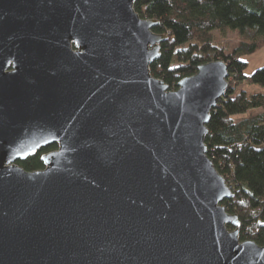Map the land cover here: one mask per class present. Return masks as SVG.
Returning <instances> with one entry per match:
<instances>
[{
  "label": "water",
  "instance_id": "95a60500",
  "mask_svg": "<svg viewBox=\"0 0 264 264\" xmlns=\"http://www.w3.org/2000/svg\"><path fill=\"white\" fill-rule=\"evenodd\" d=\"M136 1L0 0V264H264L207 155L229 64L169 90Z\"/></svg>",
  "mask_w": 264,
  "mask_h": 264
},
{
  "label": "trees",
  "instance_id": "16d2710c",
  "mask_svg": "<svg viewBox=\"0 0 264 264\" xmlns=\"http://www.w3.org/2000/svg\"><path fill=\"white\" fill-rule=\"evenodd\" d=\"M134 7L142 17L159 20L153 30L169 37L151 64V72L169 90L177 89L179 80L193 75L204 62L218 59L215 53L202 51L203 46H212L214 30H239L251 39L241 41L230 53L220 51L229 64L230 86L212 111L205 143L207 155L234 190V196L223 204L241 221V241L264 245L260 225L264 221V111L249 113L264 108V92L250 95L237 90L243 83L264 87V65L247 75L248 61L243 58L264 44V0H137ZM191 45L198 48L192 53L191 65L176 66L179 52ZM56 147L57 143L44 146L18 163L30 171L43 168L42 155Z\"/></svg>",
  "mask_w": 264,
  "mask_h": 264
},
{
  "label": "rangeland",
  "instance_id": "374dc122",
  "mask_svg": "<svg viewBox=\"0 0 264 264\" xmlns=\"http://www.w3.org/2000/svg\"><path fill=\"white\" fill-rule=\"evenodd\" d=\"M213 36L214 39L212 46L205 45L202 47V51H210L212 53H215L217 58H221L220 51H222L224 54L230 53L236 47H238L241 41L246 42V40H251L247 35L241 33L239 30L230 29H226L224 31L214 30ZM196 50H198V48L195 45L189 46L187 50L182 49L178 54V62L176 63V66H181L182 64L185 66H190L192 53ZM243 58L248 61L245 73L247 75L252 74L258 69V67L264 65V44L262 47L257 49L256 52L247 53V55L243 56ZM237 90H247V92L251 95L252 93L264 92V87L256 84L250 85L247 83H243L237 86ZM263 109V107L252 109L249 113L259 114L260 112L264 111Z\"/></svg>",
  "mask_w": 264,
  "mask_h": 264
}]
</instances>
